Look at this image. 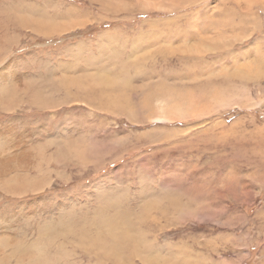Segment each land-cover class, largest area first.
<instances>
[{"label":"rangeland","instance_id":"rangeland-1","mask_svg":"<svg viewBox=\"0 0 264 264\" xmlns=\"http://www.w3.org/2000/svg\"><path fill=\"white\" fill-rule=\"evenodd\" d=\"M241 8L0 0V264H264V10Z\"/></svg>","mask_w":264,"mask_h":264},{"label":"bare ground","instance_id":"bare-ground-1","mask_svg":"<svg viewBox=\"0 0 264 264\" xmlns=\"http://www.w3.org/2000/svg\"><path fill=\"white\" fill-rule=\"evenodd\" d=\"M237 1V0H236ZM240 2H242V8H241V18H240V22L243 24H251V26L253 27L254 24H256V26H258L259 23V17L257 16V10H255L256 7L261 8L262 10H264V0H239ZM254 3L253 5L251 3ZM251 5H250V4ZM249 4V5H248ZM234 5V4H232ZM241 5V4H240ZM257 9V8H256ZM260 22H263L262 20ZM257 28H255L256 30ZM261 51L263 50L262 48H257L256 51ZM9 63H4L3 67H1V74L3 75V70H8L10 66H8ZM14 75H11L12 77H15V72L12 71ZM2 89V88H1ZM8 96V94H7ZM1 108L6 109L7 107H3V104H0ZM7 168H0V173H6L7 172ZM4 181H7L6 179ZM1 186V185H0ZM34 257V256H33Z\"/></svg>","mask_w":264,"mask_h":264}]
</instances>
